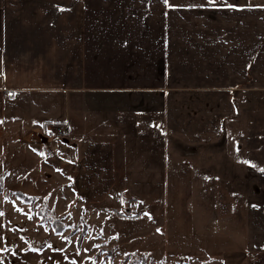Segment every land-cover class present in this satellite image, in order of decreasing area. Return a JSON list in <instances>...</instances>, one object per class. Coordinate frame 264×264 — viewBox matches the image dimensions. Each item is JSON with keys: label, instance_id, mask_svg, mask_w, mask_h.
<instances>
[{"label": "rangeland", "instance_id": "obj_1", "mask_svg": "<svg viewBox=\"0 0 264 264\" xmlns=\"http://www.w3.org/2000/svg\"><path fill=\"white\" fill-rule=\"evenodd\" d=\"M170 1L205 8L237 3ZM47 7L50 22L66 15L64 5L51 2ZM89 21L97 23L94 16ZM77 86L86 88L82 79ZM97 94L89 91L84 103L76 93V109L70 106L68 114L79 115L77 108L86 105L91 122L111 116L98 113L109 103H98ZM205 96L194 89L168 94L178 104L164 119L170 125L149 132L168 149L165 158L154 156L151 164L150 143L125 148L130 125L115 130L109 119L105 125L110 131L100 133L91 125L87 140L75 135L88 156H74L76 165L64 160L58 167L72 178L73 195L59 171L47 166V158L28 152L26 142L13 136L21 126L11 123L8 106L17 99L9 94L4 100L0 94V264H264V95L236 86L211 102ZM55 125L67 127L63 121ZM77 130L82 134L81 125ZM41 135L46 148L54 139H69L68 133L65 138ZM67 149L65 154H71L72 148ZM48 151L51 156L53 150ZM105 159L111 164L106 168ZM84 172L90 176L85 180ZM46 206L50 215L64 219L63 230L42 218L40 209Z\"/></svg>", "mask_w": 264, "mask_h": 264}, {"label": "crops", "instance_id": "obj_2", "mask_svg": "<svg viewBox=\"0 0 264 264\" xmlns=\"http://www.w3.org/2000/svg\"><path fill=\"white\" fill-rule=\"evenodd\" d=\"M243 1L205 8L170 0H0V94L4 100L9 94L17 99L8 106L11 123L19 121L21 126L19 135L13 136L26 142L28 152L47 158V166L59 171L61 183L69 184L73 195L72 178L58 167L64 160L75 164L74 156H88L75 135L87 140L91 125L100 133L110 131L105 125L109 119L115 130L130 125L126 149L146 141L152 145L147 150L150 164L154 156L165 158L164 143L162 147L149 132L170 125L164 119L178 106L170 102L171 92L194 89L208 102L228 87L264 95V0ZM51 2L65 6V17L48 20ZM90 16L96 18L95 26ZM78 79L84 91L76 87ZM89 91L99 92L94 97L98 103H109L98 113L111 116L91 122L86 105L77 108L79 115L68 114L70 106L76 109L75 94L86 103ZM55 121L66 123L69 139L67 143L54 139L49 156L38 136L50 135L48 127ZM134 122L137 127H132ZM80 125L82 134L77 130ZM69 147L71 154H65ZM110 165L103 161L104 168Z\"/></svg>", "mask_w": 264, "mask_h": 264}, {"label": "trees", "instance_id": "obj_3", "mask_svg": "<svg viewBox=\"0 0 264 264\" xmlns=\"http://www.w3.org/2000/svg\"><path fill=\"white\" fill-rule=\"evenodd\" d=\"M21 196H23V198H30L22 194ZM40 215L42 216V218L45 219V222L51 223L56 230L61 231L64 229L65 227V224L63 222L64 219L61 216H56L54 214H53L54 216L50 215V209L47 206L44 209H40Z\"/></svg>", "mask_w": 264, "mask_h": 264}, {"label": "built area", "instance_id": "obj_4", "mask_svg": "<svg viewBox=\"0 0 264 264\" xmlns=\"http://www.w3.org/2000/svg\"><path fill=\"white\" fill-rule=\"evenodd\" d=\"M50 128H53V132L51 135H55L56 137H61L63 138L64 136L66 137L67 134V127L64 125H53ZM64 137V138H65ZM46 151H48V148H45Z\"/></svg>", "mask_w": 264, "mask_h": 264}, {"label": "bare ground", "instance_id": "obj_5", "mask_svg": "<svg viewBox=\"0 0 264 264\" xmlns=\"http://www.w3.org/2000/svg\"><path fill=\"white\" fill-rule=\"evenodd\" d=\"M54 125H55V124H54ZM51 126L53 127V125H50V127H51ZM50 127H49V130H50V135H51L52 132H53V128H50ZM67 133H68V129H67ZM47 152H49V151H47Z\"/></svg>", "mask_w": 264, "mask_h": 264}, {"label": "snow or ice", "instance_id": "obj_6", "mask_svg": "<svg viewBox=\"0 0 264 264\" xmlns=\"http://www.w3.org/2000/svg\"><path fill=\"white\" fill-rule=\"evenodd\" d=\"M165 2H167V0H165ZM261 171L264 172V169H262Z\"/></svg>", "mask_w": 264, "mask_h": 264}]
</instances>
